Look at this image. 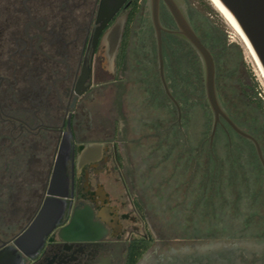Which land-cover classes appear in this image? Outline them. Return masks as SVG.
<instances>
[{"label":"flooded vegetation","instance_id":"1","mask_svg":"<svg viewBox=\"0 0 264 264\" xmlns=\"http://www.w3.org/2000/svg\"><path fill=\"white\" fill-rule=\"evenodd\" d=\"M134 1L0 0V264H264V235L259 240L251 235L255 233L251 226L260 225L261 220L252 219L247 232L236 231L240 221H249L245 214L254 211L253 206L264 208L261 192L252 203L249 198L239 202L243 212L233 232L179 246L177 236L160 233L162 220L147 219L145 193L133 196L127 187L131 173L125 170L127 156L121 146L133 142L142 125L153 120L158 103L164 104L165 121L168 111H173L175 125L179 123L177 109L158 75L147 0H139L125 37ZM159 18L163 27L177 28L163 0H159ZM117 23H123V30L109 60V34ZM161 40L165 80L178 102L188 91L176 81L177 75H171L172 67L169 78L177 87L171 86L172 78L166 74L177 50L174 40L198 55L174 34L162 31ZM133 50H138L134 66ZM151 55H155L158 84L146 91L143 81ZM135 65L138 90L130 86ZM148 99L152 101L147 106ZM225 111L255 137L264 158V141ZM228 130L250 146L264 177L253 143L224 119L220 118L212 139L209 133L202 146L206 143L208 152L230 146L232 141L225 138ZM165 142L162 155L177 152V139L173 146ZM148 145L141 142L138 146L140 156ZM185 146L186 151L192 147ZM137 159L144 191L165 177L168 164L145 178V168L153 162ZM113 172L125 190V200L119 204L101 177ZM45 202L56 216L53 227L39 244L24 241L22 234ZM73 216L76 224L69 228ZM137 251L142 252L133 261Z\"/></svg>","mask_w":264,"mask_h":264},{"label":"rangeland","instance_id":"2","mask_svg":"<svg viewBox=\"0 0 264 264\" xmlns=\"http://www.w3.org/2000/svg\"><path fill=\"white\" fill-rule=\"evenodd\" d=\"M182 1L194 28L202 35L203 41L213 54L216 89L220 102L241 126L264 141V112L251 100L255 92L264 104V80L254 60L238 34L210 0ZM176 48L166 74L169 78V69L172 67L171 75H177L174 77L176 81L182 82L188 91L186 97L178 99L181 108L178 125H175L173 111H168L165 121L162 109L164 104L158 103L156 108L159 110L153 120L142 125V131L135 137L134 143L129 141L121 148L127 156L125 170L131 173L127 187L131 189L133 196L138 197L139 193L144 197L145 193L147 219L162 220L160 233L170 237L177 236L176 243L184 246L187 243L200 244L214 239V236L233 232L235 224L239 223L235 220L243 212L239 209L242 199L249 198L252 203L256 193L261 192V202H264V177L256 166L250 146L230 130L228 136H225L232 141L230 146L224 144L223 149L213 147L210 152L206 150V143L202 146V141L208 140L212 115L204 102L201 63L184 42H178ZM130 53L131 65L134 66L133 58L138 57V50ZM148 60L143 81L146 91H149L154 83L155 86L158 84L155 55H151V62ZM136 68L135 65V69H131L136 73L134 78H130V86L137 89ZM172 76L169 80L172 78L171 86L175 88L177 86ZM150 101L152 99L147 100V106ZM132 137L130 129L128 138ZM216 137L219 139L220 134ZM176 139L177 152L162 155L160 149L165 141L173 146ZM141 142L147 145L149 143L144 156H140L139 151H136ZM186 143L192 145L187 151ZM153 150L155 156L151 155ZM137 156L141 161L151 159L153 162L151 167L145 168V178H149L153 170L163 168L164 164L169 165L165 170V177L157 178L156 185L145 191L142 188L141 175H138ZM101 177L117 204L125 200V190L115 172L103 174ZM153 196L158 199L156 202L151 199ZM253 207L252 213L247 211L249 213L245 214L249 221H240L241 228L236 231L247 232L250 224L254 223H251L252 219L261 220L260 225L251 226L252 232H255L251 235L259 240L264 235V208Z\"/></svg>","mask_w":264,"mask_h":264},{"label":"water","instance_id":"3","mask_svg":"<svg viewBox=\"0 0 264 264\" xmlns=\"http://www.w3.org/2000/svg\"><path fill=\"white\" fill-rule=\"evenodd\" d=\"M163 1L176 24V29H168L161 25L159 18V0H147V5L149 9V18L154 31L158 75L166 94L177 109L178 119L180 118V107L175 98L170 94L164 75L161 40L162 31L183 38L199 57L202 70L204 97L212 115L210 139L213 137L215 127L220 118L224 119L237 134L253 143L264 170V158L258 141L231 120L220 102L216 89V66L214 58L210 50L201 42L195 33L183 6V1ZM212 2L221 10L233 27L243 37L264 71V0H212ZM122 30L123 23H117L110 31L109 43L111 44L108 55L109 60L113 58ZM97 154H99L98 151ZM52 209L49 202H45L31 225L22 234L21 238L24 239V241H34L35 244L41 242L43 236L50 231L55 223L56 216L52 215ZM60 209V206H58L56 209L57 215ZM75 224L76 217L73 216L68 227L72 228Z\"/></svg>","mask_w":264,"mask_h":264},{"label":"trees","instance_id":"4","mask_svg":"<svg viewBox=\"0 0 264 264\" xmlns=\"http://www.w3.org/2000/svg\"><path fill=\"white\" fill-rule=\"evenodd\" d=\"M138 6H139V0H135L134 1V6H133V8H132V10H131V12H130V15H129V18H128V22H127V26H126V32H125V37L127 36V34H128V31H129V29H130V26H131V23H132V20H133V17H134V14H135V12L137 11V9H138ZM209 11H211L210 9H209ZM197 31V30H196ZM198 32V31H197ZM199 34V37L201 38V40H202V42L204 43V45L207 47V45L205 44V42L203 41V39H202V35L200 34V33H198ZM175 41V44H178V42H181V41H179V40H174ZM124 43H125V40H124ZM177 47V46H176ZM208 48V47H207ZM209 49V48H208ZM210 50V49H209ZM211 51V50H210ZM124 52V48H122V53ZM196 56V55H195ZM196 58L197 59H199V57H197L196 56ZM200 61V60H199ZM180 83V85H183V83L182 82H179ZM202 89H203V82H202ZM203 92H204V90H203ZM204 95V94H203ZM253 98L251 99L252 101H253V103L255 104V106L259 109V110H262L263 112H264V104H263V101L262 100H260V98L259 97H257V95H256V93L254 92L253 93ZM204 102H206V100H205V97H204ZM206 104H207V102H206ZM207 107H208V105H207ZM209 109V108H208ZM209 111H210V109H209ZM146 247H148V245H145L143 248H142V251L146 248ZM142 251H137V253H135V254H133V256H132V258H133V261H136L137 259H138V257L140 256V254H141V252Z\"/></svg>","mask_w":264,"mask_h":264},{"label":"bare ground","instance_id":"5","mask_svg":"<svg viewBox=\"0 0 264 264\" xmlns=\"http://www.w3.org/2000/svg\"><path fill=\"white\" fill-rule=\"evenodd\" d=\"M210 2L212 3V5L214 6V8H216V10H218L220 12V14L224 17V19L228 22V24L234 29V31L238 34V36L240 37V39L242 40L243 44L245 45L246 49L248 50L249 54L251 55L252 59L254 60V63L257 67V70L260 74V76L262 77V79L264 80V71L262 69V67L260 66L259 62L257 61V59L255 58L254 54L252 53L251 49L249 48V46L247 45L246 41L243 39V37L238 33V31L233 27V25L229 22V20L225 17V15L221 12V10L212 2V0H210Z\"/></svg>","mask_w":264,"mask_h":264}]
</instances>
